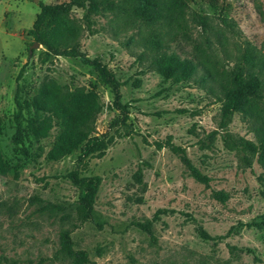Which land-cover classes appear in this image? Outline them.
I'll return each mask as SVG.
<instances>
[{
    "label": "rangeland",
    "instance_id": "374dc122",
    "mask_svg": "<svg viewBox=\"0 0 264 264\" xmlns=\"http://www.w3.org/2000/svg\"><path fill=\"white\" fill-rule=\"evenodd\" d=\"M67 1L0 0V153L10 168L0 177V264L51 257L58 232L72 227L62 216H74L78 190L67 174L80 151L47 161L55 128L46 139L28 133L23 143L12 142L17 88L27 99L50 83L96 93L102 108L94 135L113 137L105 155L88 157L82 169V176L100 179L92 220L71 233L73 248L86 251L90 264H264V168L257 154L224 143L231 136L257 145L259 124L234 114L220 128L214 82H201L207 70L222 75L244 65V54L264 58V0H184L179 18L151 24L120 10L92 16L93 32L83 28L80 48L121 83L124 123L95 70L76 58L50 56L41 63L43 47H32L27 30L39 3ZM113 1L128 8L124 0ZM82 15L72 9V18ZM149 41L191 60L195 75L163 80L151 65L156 52ZM167 141L185 150L207 185L195 181L167 146L157 149ZM219 191L228 196L224 203L212 196ZM45 205L61 210L40 212ZM148 223L149 231L139 226Z\"/></svg>",
    "mask_w": 264,
    "mask_h": 264
},
{
    "label": "trees",
    "instance_id": "16d2710c",
    "mask_svg": "<svg viewBox=\"0 0 264 264\" xmlns=\"http://www.w3.org/2000/svg\"><path fill=\"white\" fill-rule=\"evenodd\" d=\"M124 5L128 8L120 7L113 0H69L59 4L39 3V12L31 28L27 30V35L32 38V44L38 43L43 47L40 53L41 63H45L50 56L76 58L82 64L95 70L101 81L110 89L113 95V108L122 116V123L128 119V112L126 105L121 103V83L98 58L90 59L81 51L79 39L83 28L92 33V16H103L105 12L115 10L129 12L136 20L151 24L161 19L176 20L186 8L184 0H124ZM73 8L83 11L81 20L71 17ZM199 23L205 28V21L199 19ZM147 44L156 52L151 58V65L163 80L176 83L188 81L195 75L197 65L191 60H181L173 53L161 52L163 45L158 41H149ZM242 59L244 65L238 64L231 71L221 73L222 75L207 70L201 77V82L205 83L206 80L214 82L215 86H211L210 90L217 94L216 99L221 103L220 128H226L234 114H240L244 120L259 124L255 129L259 136L257 145L241 138L234 139L231 136H227L224 143L251 155L257 154L258 162L264 168V110L260 109L264 100V58L247 53L242 56ZM18 76L20 77L21 73ZM15 104V132L12 136V142L15 145L23 143L28 133L35 141L46 139L50 131L55 128L58 133L45 155L47 161H60L75 151H80L76 168L67 174L68 180L78 190V199L72 209L74 216L71 217L70 213L62 216L64 220L70 221L72 227L61 229L58 232V247L51 257L41 258L36 263L28 261L7 262L6 264H45V262L90 264L86 251L73 248L71 233L72 229L92 220L95 198L100 184L98 177L82 176V169L86 166L85 160L88 157L102 158L113 139L111 136L108 137L107 133L101 136L94 135L96 116L102 108L98 96L93 91L82 89L69 91L66 87L50 83L42 84L36 93L27 99H22L21 89L17 88ZM24 113L28 115L26 119H24ZM164 146L179 157L195 181L208 184V178L192 165L184 149L169 141L164 144L156 143L157 149ZM9 170L8 164L0 153V177L5 176ZM138 181L140 182V175H138ZM212 196L221 203L228 198L222 191L213 192ZM54 210L61 209L53 205L40 208L42 213L54 212ZM160 212L157 211V214ZM139 226L149 231V223ZM201 235L208 238L203 231Z\"/></svg>",
    "mask_w": 264,
    "mask_h": 264
},
{
    "label": "water",
    "instance_id": "95a60500",
    "mask_svg": "<svg viewBox=\"0 0 264 264\" xmlns=\"http://www.w3.org/2000/svg\"><path fill=\"white\" fill-rule=\"evenodd\" d=\"M32 47H41L38 43H33Z\"/></svg>",
    "mask_w": 264,
    "mask_h": 264
}]
</instances>
